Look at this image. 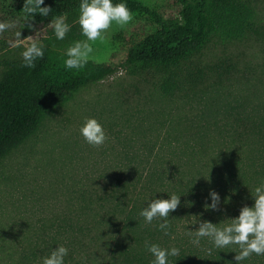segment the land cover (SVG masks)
I'll list each match as a JSON object with an SVG mask.
<instances>
[{
  "label": "trees",
  "instance_id": "16d2710c",
  "mask_svg": "<svg viewBox=\"0 0 264 264\" xmlns=\"http://www.w3.org/2000/svg\"><path fill=\"white\" fill-rule=\"evenodd\" d=\"M126 2L132 15L154 29L128 49L121 65L149 93L157 92L177 107V101L189 106L203 102L202 117L183 144L174 147L180 152L176 157L160 155L158 160L151 151L139 167L130 156L126 168L116 173L104 169L77 183L61 212L37 219L17 264H42L41 257L57 244L69 248L65 264H150L146 241L179 247L175 264H235L238 248L215 249L207 237L194 244V230L199 220L219 224L238 215L243 205H251L253 188L264 180V105L243 113L242 103L219 101L227 87L249 85L264 75V68L254 72L251 61L257 47L264 49V0H170L166 5L177 7L174 15H166L165 6ZM23 3L19 0L18 7L25 16ZM79 3L44 0L52 8L49 15L28 18L48 27L39 40L44 56L35 67H24L21 55L1 47L0 161L37 130L46 111L114 72L112 65L92 59L79 69L65 67L66 48L86 38L76 23ZM57 15H66L71 24L63 40L55 38L51 27ZM136 32L135 26L128 27L118 39ZM129 85L143 91V86ZM123 146L130 144L125 140ZM210 189L220 194L219 210L204 207ZM171 193L181 194L180 205L169 213L165 235L156 227L159 218L147 224L139 211L149 200ZM241 264H264V256L252 254Z\"/></svg>",
  "mask_w": 264,
  "mask_h": 264
},
{
  "label": "rangeland",
  "instance_id": "374dc122",
  "mask_svg": "<svg viewBox=\"0 0 264 264\" xmlns=\"http://www.w3.org/2000/svg\"><path fill=\"white\" fill-rule=\"evenodd\" d=\"M140 1L153 8L165 6L166 15L177 12V7L166 5L170 0ZM18 5L19 0H0V21L10 24L0 32V49L5 46L21 55L28 44L39 41L47 33L48 27L26 20ZM132 17L123 26L113 23L103 40L92 42L90 59L112 65L114 72L80 88L46 111L37 130L0 161V264H17L37 219L51 216L54 211L61 212L70 189L77 187L81 180L86 182L84 178L98 176L104 169L116 173L117 169L127 167L130 156L136 166L151 151L158 160L160 155L174 158L180 153L174 147L183 144L195 123L200 121L203 102L189 106L177 101V107L159 93H149L147 86L138 84L121 65L128 49L154 29L144 24L146 20ZM29 24L33 28H29ZM133 26L136 33L128 39H118ZM26 33L29 34L23 37ZM17 45H22L23 49L17 50ZM260 49L256 48L251 59L255 73L264 68V49L258 51ZM129 83H136L140 90L143 86V91L138 93ZM219 98L221 102L228 99L231 104L242 103L243 113L258 110L264 105V75L249 85L227 87ZM85 117H95L103 124L108 137L103 145L92 146L80 134ZM212 127L209 132L214 134ZM125 140L130 146H123Z\"/></svg>",
  "mask_w": 264,
  "mask_h": 264
},
{
  "label": "clouds",
  "instance_id": "9594fccd",
  "mask_svg": "<svg viewBox=\"0 0 264 264\" xmlns=\"http://www.w3.org/2000/svg\"><path fill=\"white\" fill-rule=\"evenodd\" d=\"M23 10L26 20H29V17L32 19L36 14L47 17L52 8L44 5V0H24ZM132 18V12L128 8L126 0H118V2H114V0H80L76 23L79 24L81 34L86 39L73 41L66 48L65 67L68 69L82 68L91 58L92 42L98 39L103 40L106 30L113 23L123 26ZM9 27V23L0 21V32H4ZM28 27L33 28V25L29 24ZM51 27L55 38L63 40L70 31L71 24L67 22L66 15H57L51 22ZM19 35L20 33H17V36ZM44 48L45 45L42 41L34 40L28 44L21 52L23 66L35 67L36 60L44 56ZM79 132L84 140L92 146L103 145L108 139L103 124L95 117H85ZM180 196L181 194L171 193L167 194V198H153L140 209L139 215L144 218L147 224H152L154 218H159L156 227L168 235L169 213L180 205ZM251 199V205H243L239 209L238 215L225 218L227 222L218 224L208 220H199V226L194 230L196 239L193 243L199 245L200 238L207 237L215 249L235 246L238 248V252H235L234 255L235 264H241L252 254L264 256V180L253 188ZM208 200L209 202L204 205L205 209L219 210L221 197L217 191L210 189ZM226 200L227 198H225ZM145 247L153 257L150 264H175L181 255V249L174 245L162 246L156 242L146 241ZM211 250L209 249V251ZM68 254V247L64 244H57L55 248H51L47 255L41 257V261L42 264H65V257Z\"/></svg>",
  "mask_w": 264,
  "mask_h": 264
}]
</instances>
